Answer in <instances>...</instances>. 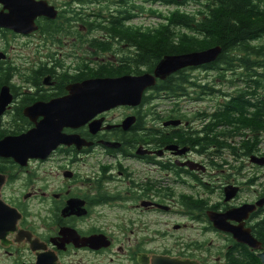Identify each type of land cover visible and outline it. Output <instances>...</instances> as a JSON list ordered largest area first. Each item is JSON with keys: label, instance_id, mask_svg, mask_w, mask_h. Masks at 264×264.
<instances>
[{"label": "flooded vegetation", "instance_id": "af4514ba", "mask_svg": "<svg viewBox=\"0 0 264 264\" xmlns=\"http://www.w3.org/2000/svg\"><path fill=\"white\" fill-rule=\"evenodd\" d=\"M29 1H46L57 17L36 18L28 35L0 28L6 48L27 40L21 59L11 58L0 39V89L10 96L0 140L34 129L43 117L27 118L24 110L67 97L69 86L153 75L157 64L141 67V29L156 27L141 25L145 0ZM89 5L97 13L86 11ZM176 32L192 36L193 25ZM262 39L249 46L263 51ZM236 56L229 71L211 66L218 58L181 69L156 80L137 106L62 128L67 144L44 159L21 165L0 158V264H263L264 205L248 206L264 199V166L250 162L264 151L257 142L245 156L241 141L263 136L264 121L245 126L239 119L244 115L247 124L264 113V66L256 56ZM227 73L237 85L226 81ZM215 84L234 87L235 94ZM231 96L238 111L226 119ZM242 207L245 218L230 214ZM217 225L249 234L251 245Z\"/></svg>", "mask_w": 264, "mask_h": 264}, {"label": "water", "instance_id": "95a60500", "mask_svg": "<svg viewBox=\"0 0 264 264\" xmlns=\"http://www.w3.org/2000/svg\"><path fill=\"white\" fill-rule=\"evenodd\" d=\"M3 10L0 12V28L28 35L36 29L34 20L38 17L55 19L57 11L46 1L32 3L29 0H0ZM7 11V13H4ZM219 46L203 51L180 55L163 56L154 68L153 75L144 74L139 78L123 77L118 79H94L67 88L69 95L50 104H38L24 110V116L43 120L35 128L19 136H7L0 140V158H10L24 165L28 159H44L57 144H67V138L59 131L64 127H76L84 124L94 116L117 106H137L142 94L156 84V80H165L175 72L189 67H200L213 63L221 54ZM7 88L0 89V114L9 103ZM58 129L55 131V125ZM250 162L264 166V157H251ZM232 193L231 196H233ZM227 197V198H230ZM264 205V199L248 210ZM245 207L230 214L237 213L238 219L245 218L248 211ZM224 232H230L237 242L251 245L249 234L235 232L218 227ZM256 248V246H254ZM264 264V254L258 255Z\"/></svg>", "mask_w": 264, "mask_h": 264}, {"label": "trees", "instance_id": "16d2710c", "mask_svg": "<svg viewBox=\"0 0 264 264\" xmlns=\"http://www.w3.org/2000/svg\"><path fill=\"white\" fill-rule=\"evenodd\" d=\"M144 2L149 6L141 5V14L147 10L148 14L157 18L160 23L155 28L141 29V67L151 70L163 56L203 51L216 46H219L222 51L217 62L211 65L212 67L217 68L223 65L225 70L229 71L233 69V62L238 60L236 55L240 53L246 56H256L259 58L257 65L264 66V50L262 51L261 47L249 46V42L254 38L264 35V0H203L202 10L198 9L196 13L192 10L188 11L190 1L182 3L178 0H145ZM156 2L173 7V10L165 15L157 12L151 8V4ZM127 14L129 17L132 16L129 12ZM189 23L193 25L192 36L176 32L177 27H184ZM55 31L53 29L50 32L54 33ZM244 60L247 64L248 60ZM180 83V81L177 82V84ZM173 91L172 89L171 92L173 93ZM231 98V103L224 107L226 119L233 111L235 113L238 111V101L234 99V96ZM245 120L243 115L239 122L245 126H249L250 122L260 126V122L264 121V113L257 114L255 119L248 120L247 124H245ZM263 127L264 125L260 128ZM257 128L259 129V127ZM2 136L0 134V138ZM254 138L255 136L247 137L244 140L245 137H243L241 145L245 150V156H249L257 145Z\"/></svg>", "mask_w": 264, "mask_h": 264}, {"label": "rangeland", "instance_id": "374dc122", "mask_svg": "<svg viewBox=\"0 0 264 264\" xmlns=\"http://www.w3.org/2000/svg\"><path fill=\"white\" fill-rule=\"evenodd\" d=\"M54 1V0H52ZM204 2H201V3H188V5L190 6L188 8V11H193L194 13L197 12V10H201V5L203 4ZM145 7H148L149 4L146 3L144 4ZM151 8L156 10L157 12H160L162 14H166L167 12L173 10V7H168V6H165L162 2L158 3V4H151ZM95 7L94 6H85V10L88 11L89 10V13L91 12H94V13H97V10H94ZM158 19L155 18V17H152L148 14V11H144L143 15H141V25L143 26H152V25H157L158 24ZM0 39L2 40L1 43H2V49L5 47V43H4V39L1 34H0ZM27 43V40L23 39V38H17L14 42H11V43H8L10 44L11 46H13L12 49L10 48H6L5 49H8L9 51V54L11 56V58H14L15 56H19L20 55V58L21 59H27V50L26 48L24 47V45ZM257 43L261 44V45H264V39L258 41ZM252 46H255V44H252ZM22 66L24 67L25 66V62L22 63ZM228 77V79H226L227 82H230L232 81L235 85H237V81L234 80L236 78V76L232 73H227L226 75ZM213 81V80H212ZM233 84V85H234ZM217 85V84H215ZM224 87V88H223ZM217 90H222L224 89V92L226 94H229V95H233L235 94V91H234V87H228L227 85H223V86H218L216 87ZM217 97V95H216ZM205 107H208L207 105H204V108ZM209 109H212V107H209ZM219 110H223V107H215V110L211 111H206V112H218ZM235 112L233 111L232 114H234ZM245 114L247 115H252L253 114V110H249L247 111ZM245 117V116H244ZM232 130V129H231ZM230 129H228L227 131H231ZM257 142H258V145H259V150H264V135L263 136H255L254 138ZM226 161H231V157L230 155H226Z\"/></svg>", "mask_w": 264, "mask_h": 264}, {"label": "built area", "instance_id": "2783aa9c", "mask_svg": "<svg viewBox=\"0 0 264 264\" xmlns=\"http://www.w3.org/2000/svg\"><path fill=\"white\" fill-rule=\"evenodd\" d=\"M260 151H264V150H260Z\"/></svg>", "mask_w": 264, "mask_h": 264}]
</instances>
